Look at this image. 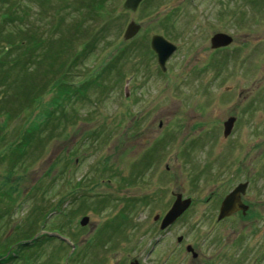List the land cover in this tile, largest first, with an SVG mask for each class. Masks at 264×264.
I'll use <instances>...</instances> for the list:
<instances>
[{
  "label": "rangeland",
  "instance_id": "374dc122",
  "mask_svg": "<svg viewBox=\"0 0 264 264\" xmlns=\"http://www.w3.org/2000/svg\"><path fill=\"white\" fill-rule=\"evenodd\" d=\"M124 1L0 0V13L27 10L28 29L54 50V58L45 55L32 67L36 88L56 76H42L52 67L75 84L100 82L69 101L67 117L45 128L40 146L15 171L0 163V259L17 257L1 264H171L174 256L176 264H189L186 242L208 259L221 250L234 255L239 233L249 244L264 228L261 221L218 220L224 194L244 177L233 173L235 156L250 151L240 166L264 162V108L235 136L223 133L228 117L264 91V0H144L134 12L123 9ZM16 19L0 14V28L23 25ZM131 20L141 28L126 40ZM250 30L257 35L246 36ZM220 31L235 35V49L263 40L220 57L210 47ZM154 34L177 47L165 70L150 45ZM7 45L1 37L0 57ZM2 76L0 153L44 118L55 94L43 93L42 105L19 101V74L6 82ZM174 193L191 205L162 230ZM241 252L243 259L249 253L242 264H253L247 245Z\"/></svg>",
  "mask_w": 264,
  "mask_h": 264
},
{
  "label": "trees",
  "instance_id": "16d2710c",
  "mask_svg": "<svg viewBox=\"0 0 264 264\" xmlns=\"http://www.w3.org/2000/svg\"><path fill=\"white\" fill-rule=\"evenodd\" d=\"M9 1L12 2L11 4H14V0ZM20 8L21 7L15 6L14 8L11 7L10 10L5 13H0L2 18L6 21H12L11 19L14 17L17 18L21 24L23 22V25L15 24L16 26L13 28H5L4 26L0 28V38L2 37L8 41V45L2 47V52L4 53L3 56L0 57V73L3 75L1 80L6 82L8 74H13V71H16L19 74L17 78L19 83H16L17 88L20 89L16 94V98H18L19 101H26V98H29L30 100L34 99L38 105H42L39 99L42 97L43 93L54 92L55 94H53L51 99L48 100L47 105L43 107V109L41 108L43 111L41 115L44 118L38 122L34 121L30 127L25 128L24 130L22 129V132L19 134L20 136L11 143L8 149L0 153V163L7 162L6 171L8 173L15 171L17 167L21 166L24 162L23 160L25 156H28L40 146L44 139L42 137L44 130L49 124L55 125V122L58 121V119V122L60 123L61 118L67 117L66 106L72 98H75L78 95H86L90 87L88 84L100 85L98 78H93L90 82L85 81V83L81 82L78 84L69 82L66 77L62 78V75L59 76L60 74H58V70L56 71V68L52 69V67L50 70L44 71L42 76H48V71H52L56 76H48V80H46L45 83H41L42 87L36 88L37 80L34 75L35 72L32 71V67L37 62L41 63V58L46 57L45 55L49 56V60L54 58V50L49 47L48 40L45 41V38L36 37L35 34L28 29V23H24L28 19V11L25 9L21 10ZM9 25H11V23ZM52 39H50L51 43L53 41ZM67 40L68 38L65 39V42ZM94 41L95 39H92L90 45H93ZM79 57L80 54L78 53L75 55L74 60H78ZM120 59L121 54L117 56V60L119 61ZM105 68L109 67L106 66ZM110 69L111 67L108 71H110ZM63 73V75L68 74L67 72ZM39 75L40 71L38 73V76ZM19 101L18 103H21ZM20 105L21 104L18 106ZM11 109H13V107ZM61 212L62 210L59 211V213ZM0 216H2V214H0ZM36 219L37 218H34V220ZM20 246L26 247L28 246V243L21 244ZM14 258L17 257L13 254L7 255L5 258L0 259V264L4 260L7 262L15 260Z\"/></svg>",
  "mask_w": 264,
  "mask_h": 264
},
{
  "label": "flooded vegetation",
  "instance_id": "af4514ba",
  "mask_svg": "<svg viewBox=\"0 0 264 264\" xmlns=\"http://www.w3.org/2000/svg\"><path fill=\"white\" fill-rule=\"evenodd\" d=\"M229 3L233 4L234 2L233 0H230ZM220 32L227 33L230 36H232V42L226 46H220V47L214 48L212 47V45H210L211 51L214 53H217V55L220 57L225 56L224 55L225 52H227L228 54L229 53H239L243 51L242 49L248 46L250 47L256 44L257 42L263 40V38H258V39L251 38L247 41H244V43L240 47L235 49V37H234L235 35L228 33V32H224V31H220ZM254 35H257L255 30H250L249 33L246 34V36L248 37H252ZM212 37L213 36H211V38ZM257 108H264V91H261L259 93H254V101L243 103L242 107L240 108L242 110V113H237L234 116L233 115L229 116V117H232V116L235 117V122H234V125H233V128L230 134L227 135L226 137L235 136L236 132L240 129V126L242 125H247V123L248 125H253V123L255 122V119L250 117V115ZM242 116H245V117H242ZM242 122L244 123L242 124ZM249 152L250 151L247 150L246 156H244L243 158H241L240 156H235L233 173H236L237 175L244 174V177H242L241 179H238L237 182L233 185V187L224 194V197L222 199L223 201L224 198L230 192H232L238 185L245 184V187L239 190V200L241 202V205L237 206L236 210L233 213L220 219V221L221 220L223 221L226 219H235V220H238V221L240 220L243 222L248 221L252 224H255L258 221L264 222V162H262L261 165H257V166H240V163L244 158H249V155H247V153ZM261 153H264V150H262ZM225 167L226 166H223V169ZM226 168H229V167H226ZM175 198H176V195H175ZM156 217H158V215H156ZM156 220H159V218H157ZM259 232L260 231H258V233ZM256 234H257V231L252 232V234L249 236L250 243L248 244L247 238L242 237L239 233L238 240L236 241V245H238V251H237L238 254L232 255L231 253L233 252L227 253L226 251L221 250L220 253H218L219 256L218 255L215 257L209 256L211 258L208 259L205 252H203L199 247H194L190 243L186 242V244L184 245V248L186 251L185 255L189 257L191 260L189 264H217L219 262H222L223 260L227 264H242V262L246 263L245 260L249 256V253H245V257H244L245 260H244L243 256H241V253H242L241 248L247 245L250 249L251 255L256 254L253 260V264H264V228L262 232H260V235L258 234L256 235ZM183 239H184L183 235L179 236V239H177L178 243L180 244L183 243ZM178 247H174V249H177ZM179 248H182V247H179ZM170 255L172 256L173 252H171ZM176 258L177 257L175 256L172 257L171 264H176L175 262ZM213 258H214V261H212ZM135 259L138 261L137 258ZM138 264H140V261H138Z\"/></svg>",
  "mask_w": 264,
  "mask_h": 264
},
{
  "label": "water",
  "instance_id": "95a60500",
  "mask_svg": "<svg viewBox=\"0 0 264 264\" xmlns=\"http://www.w3.org/2000/svg\"><path fill=\"white\" fill-rule=\"evenodd\" d=\"M143 0H125L123 3V9L128 11H136ZM141 25L134 20H131L124 31L123 37L126 40L132 39L139 32ZM232 42V36L227 33L219 32L213 35L211 38V45L214 48L220 46H226ZM151 48L157 55L158 64L162 70L166 69V62L170 58V56L175 52L176 45L170 42L161 34H154L151 38L150 42ZM235 122V117H229L224 123V135L227 136L230 134L233 125ZM245 187V184L238 185L232 192H230L222 201L218 219H222L225 216L233 213L237 206L241 205L239 200V190ZM176 198L170 207V209L166 212V214L161 219L160 228L162 230L168 228L174 222L178 220V218L189 208L191 205V198H184L182 193H175ZM158 217H156L157 219ZM89 218L87 216L83 217L80 221L81 225H86L88 223ZM132 264H138V262H133Z\"/></svg>",
  "mask_w": 264,
  "mask_h": 264
}]
</instances>
